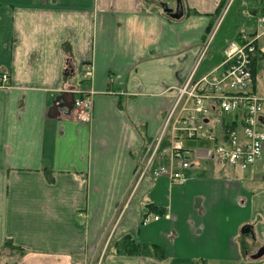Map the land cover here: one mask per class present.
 I'll return each mask as SVG.
<instances>
[{"label":"crops","instance_id":"1","mask_svg":"<svg viewBox=\"0 0 264 264\" xmlns=\"http://www.w3.org/2000/svg\"><path fill=\"white\" fill-rule=\"evenodd\" d=\"M247 1H232L230 19L258 7L251 15L264 17V0ZM223 3L0 0V251L8 253L7 240L24 249L17 261L0 264H264V254L252 258L264 247V146L258 161L239 169L203 155L206 139L182 137L198 160L183 184L134 176L175 87L200 57L198 77L223 62L240 33H262L254 46L264 55V26L246 34L234 24L232 40L221 43L231 27L225 17L210 53H200ZM83 63L92 67L88 80L81 79ZM251 70L250 89L264 105V59ZM65 92L74 101L91 93L87 122L73 117L74 102L70 112L57 107ZM243 116L212 106L208 125L215 135L228 128L240 135ZM260 125L263 112L257 130L264 133ZM163 142L155 165L169 163L170 142ZM194 142L207 145L189 146ZM145 212L160 217L142 223ZM244 226L252 235L241 233ZM123 234L154 246V254L109 248Z\"/></svg>","mask_w":264,"mask_h":264},{"label":"built area","instance_id":"2","mask_svg":"<svg viewBox=\"0 0 264 264\" xmlns=\"http://www.w3.org/2000/svg\"><path fill=\"white\" fill-rule=\"evenodd\" d=\"M231 1L226 0L207 32L205 43L199 48L201 54L207 51ZM263 25L264 17H261L258 19V26ZM261 34L250 38L242 34L239 42L229 44L222 63L198 77L195 76V70L201 57L199 58L197 65H194L182 83L175 87L174 98L162 118L160 131L144 145L142 155L136 164L135 179L138 177L139 181L143 178L166 177L172 184H183L189 177L186 171L197 165L198 160L196 161V154L192 156L189 150L185 149L182 137L206 139L210 146L203 149L202 154L227 167L245 169L258 161L264 146V133L257 130L258 118L263 110V98L253 93L250 87L252 56L256 49L254 41ZM80 74L82 80L91 77L90 63L81 65ZM1 80L6 82V74H2ZM90 94L86 93L82 97L75 98L72 114L78 121L87 122L90 119L92 111ZM212 106L213 109L224 114L241 109L244 115L241 123L242 134L239 135L235 129L228 128L219 133L220 135H215L210 130L208 125L210 121L207 119ZM167 128L168 135H166ZM164 139L165 142L166 140L170 142L169 163L155 165L158 153L164 155ZM159 217L151 212H145L141 222L147 223L151 218L157 220Z\"/></svg>","mask_w":264,"mask_h":264},{"label":"trees","instance_id":"3","mask_svg":"<svg viewBox=\"0 0 264 264\" xmlns=\"http://www.w3.org/2000/svg\"><path fill=\"white\" fill-rule=\"evenodd\" d=\"M258 8L251 10V12H252L251 14L256 15ZM263 59H264V55L263 54L261 55L258 51H256L253 53L252 63L256 64L257 62H259ZM66 69L68 70V71H66V74H70V72L72 71L71 68L68 66ZM144 205H145V207H150V209L152 211L159 212V210H157L155 207H151L148 203H145ZM147 210H149V209H147ZM109 248L113 249L118 254L130 255V256H140V257L152 256V254H154L153 252L155 251L154 246H145V245L135 244L134 241L127 234H123V235L119 236V238H117V239L110 240ZM6 249L8 250V253L6 252L8 254V257L11 255L12 257H18V258L20 257L21 254H23V250H24L22 247H15V246L11 245L9 240L6 241L2 250H6ZM156 252H158V251H156ZM2 254H3V251H0V255H2ZM158 254H162V252H159Z\"/></svg>","mask_w":264,"mask_h":264},{"label":"rangeland","instance_id":"4","mask_svg":"<svg viewBox=\"0 0 264 264\" xmlns=\"http://www.w3.org/2000/svg\"><path fill=\"white\" fill-rule=\"evenodd\" d=\"M235 1L236 0H234V2H233V5H232V1H231V3L229 4V6H228V8L226 9V11H225V13H224V16L223 17H225V24H227L228 26H231L230 28H229V30L225 33V34H223L222 35V37H221V43H228L230 40H232V38H233V36H234V34H235V32H236V30H238V29H235L234 28V24H236V25H240L241 24V27H240V29H242L243 31H246L247 33L246 34H248V32H251V31H253V30H255L256 28H257V26H258V19L259 18H261V17H259V18H257V16H253V15H251V14H249L248 12H243V13H241L240 14V18H238V13H236V14H234L233 16H232V18L230 19V17H231V14H232V12L230 11L231 9H232V7L234 6V4H235ZM247 2H250V1H247V0H244V3H247ZM232 5V7L230 8V6ZM229 8H230V10H229ZM244 9H246V6H245V8ZM227 12H229V16H225V15H227ZM264 26V25H263ZM259 27V26H258ZM237 28V27H236ZM263 28V27H262ZM259 29H261V28H259ZM240 35H241V33L238 35L239 37H240ZM214 45V44H213ZM211 47L213 48V46H210L209 47V50H208V53H210V51L212 50L211 49ZM207 53V55H209ZM205 59H206V56H205ZM205 59H203L202 61H201V59H200V61H201V66H202V64L204 63V60ZM205 74V73H204ZM262 112L264 113V105H263V110H262ZM259 128L261 129V130H264V126H262V125H260L259 126ZM186 141L187 140H185V146H188L187 145V143H186ZM205 145H207V143H202V144H198V143H196V142H194L193 144H191V145H189V146H191V147H194V148H197V147H199V146H205ZM215 166H217V165H215ZM7 250V249H6ZM5 250V251H6ZM11 251V250H10ZM8 259H10V261L11 262H13V261H17L18 260V257H12L11 255L8 257V254L7 253H5V254H2V255H0V263H3V262H5V261H7V258Z\"/></svg>","mask_w":264,"mask_h":264},{"label":"water","instance_id":"5","mask_svg":"<svg viewBox=\"0 0 264 264\" xmlns=\"http://www.w3.org/2000/svg\"><path fill=\"white\" fill-rule=\"evenodd\" d=\"M165 6H162L163 11L164 12H167V11L168 12H171V9L166 8ZM171 17H176V14H171ZM67 95L71 96L72 99L71 100H68L67 99ZM73 102H74L73 95H71L68 92H65L60 98H58V100H57V103H58L57 104V107L64 108L66 112H70V110L72 109ZM250 228H251L250 226H247V227L244 226L241 229V233L242 234H245V235H249V234L252 235V232H251ZM263 254H264V247H261L258 250V252L252 256V258H254V259L260 258Z\"/></svg>","mask_w":264,"mask_h":264}]
</instances>
